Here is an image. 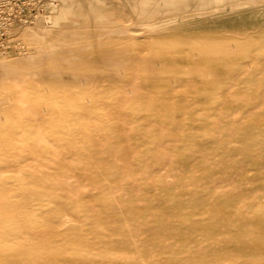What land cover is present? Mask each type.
I'll list each match as a JSON object with an SVG mask.
<instances>
[{
  "label": "rangeland",
  "instance_id": "1",
  "mask_svg": "<svg viewBox=\"0 0 264 264\" xmlns=\"http://www.w3.org/2000/svg\"><path fill=\"white\" fill-rule=\"evenodd\" d=\"M5 2L0 264H264V0Z\"/></svg>",
  "mask_w": 264,
  "mask_h": 264
},
{
  "label": "bare ground",
  "instance_id": "2",
  "mask_svg": "<svg viewBox=\"0 0 264 264\" xmlns=\"http://www.w3.org/2000/svg\"><path fill=\"white\" fill-rule=\"evenodd\" d=\"M158 110V109H157ZM227 114H228V112H227ZM33 117V116H32ZM36 117V116H35ZM225 117V116H224ZM87 133V132H86ZM89 134H92V132L90 133H88V136H89ZM93 135H95V134H93ZM247 136H249V134H247ZM89 139V138H88ZM90 140H91V138H90ZM109 140V139H108ZM110 141V140H109ZM69 142V141H68ZM71 142V141H70ZM68 144V143H67ZM70 144V143H69ZM40 147V146H39ZM54 148V147H53ZM42 149V148H41ZM57 150V149H56ZM57 152V151H56ZM58 153V152H57ZM56 153V154H57ZM58 156V155H57ZM17 165H18V163H17ZM96 183H98V182H96ZM222 195V194H221ZM8 196H9V194H8ZM196 197V196H195ZM12 198V197H11ZM194 199V198H193ZM194 202V201H193ZM190 204V203H189ZM2 205H3V203H2ZM18 205V204H17ZM192 205V204H191ZM246 205V204H245ZM249 205V204H248ZM256 205V204H255ZM4 206V205H3ZM3 206H1V207H3ZM14 205H12V208L9 210V212L7 213V212H5V213H3V211H0V225L1 226H3V225H5L6 226V230H7V232H14V233H23L24 231L23 230H32V229H34L35 227L34 226H28L25 222L26 221H24V219L22 220V209H19L18 207H19V205H18V207H13ZM190 206V205H189ZM0 207V208H1ZM248 207V206H247ZM252 207H253V205H252ZM23 208V207H22ZM245 208H246V206H245ZM244 208V209H245ZM250 208V207H249ZM259 208V207H258ZM195 209V208H194ZM238 209V208H237ZM248 209V208H247ZM232 210V209H231ZM231 210H230V213H231ZM249 210V209H248ZM257 210V209H256ZM255 210V211H256ZM233 211H234V213H235V210L233 209ZM64 212V211H63ZM130 212V211H129ZM7 213V214H6ZM47 213V212H46ZM229 212H228V214H230ZM249 213V212H248ZM257 213V212H256ZM3 214L4 215H8V214H10L8 217H5L4 218V216H3ZM263 214V213H262ZM71 215V214H70ZM257 215V214H256ZM251 216H253L252 214H251ZM260 216V215H259ZM258 216V217H259ZM250 217V216H249ZM253 218V217H252ZM257 218V217H256ZM263 218V217H262ZM261 218V219H262ZM254 219V218H253ZM239 220V219H238ZM237 220V221H238ZM264 221V220H263ZM68 225V224H67ZM174 225V224H173ZM64 228V227H63ZM131 228V227H130ZM23 231V232H22ZM44 231V230H43ZM43 231H42V233H43ZM49 231V230H48ZM61 231V230H60ZM179 231V230H178ZM136 232V231H135ZM38 233H40V231L38 232ZM46 234H47V232H46ZM45 234V235H46ZM27 235V234H26ZM26 235H24V236H26ZM38 235V234H37ZM37 235H36V237H37ZM44 235V236H45ZM43 236V235H42ZM27 237V236H26ZM23 240V239H22ZM28 241V240H27ZM26 241V242H27ZM41 241V240H40ZM39 241V242H40ZM21 242V241H20ZM21 245V244H20ZM153 248V247H152ZM222 250V249H221ZM207 251V250H206ZM205 251V252H206ZM32 254V253H31ZM196 256V255H195ZM191 257V256H190ZM186 258V257H185ZM194 258V257H193ZM201 258V257H200ZM206 259L208 260V258L206 257ZM213 259V258H212ZM257 260H259L258 258H256ZM196 260V259H195ZM214 260V259H213ZM256 260V261H257ZM143 261V260H142ZM256 263V262H255Z\"/></svg>",
  "mask_w": 264,
  "mask_h": 264
},
{
  "label": "built area",
  "instance_id": "3",
  "mask_svg": "<svg viewBox=\"0 0 264 264\" xmlns=\"http://www.w3.org/2000/svg\"><path fill=\"white\" fill-rule=\"evenodd\" d=\"M5 1H7V0H0V37L3 35L2 31L5 32V35L8 34V36H9V32L11 29L10 25L12 22L11 20L6 19L5 15H4L5 5L7 4ZM3 7H4V9H3ZM0 40H1V38H0Z\"/></svg>",
  "mask_w": 264,
  "mask_h": 264
}]
</instances>
